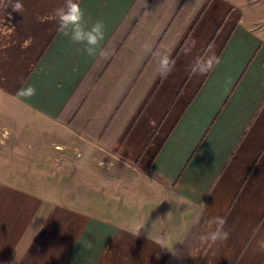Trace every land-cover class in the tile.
Instances as JSON below:
<instances>
[{
  "label": "crops",
  "instance_id": "obj_1",
  "mask_svg": "<svg viewBox=\"0 0 264 264\" xmlns=\"http://www.w3.org/2000/svg\"><path fill=\"white\" fill-rule=\"evenodd\" d=\"M17 2L0 0V94L149 187L107 214L0 180V264H264V29L244 3L78 0L105 25L89 57L57 30L64 0ZM213 52L219 63L194 75Z\"/></svg>",
  "mask_w": 264,
  "mask_h": 264
},
{
  "label": "rangeland",
  "instance_id": "obj_2",
  "mask_svg": "<svg viewBox=\"0 0 264 264\" xmlns=\"http://www.w3.org/2000/svg\"><path fill=\"white\" fill-rule=\"evenodd\" d=\"M240 1L246 7L248 21L264 29V0ZM0 180L33 188L47 197L75 199L78 205L107 214H113V210L126 213L128 205L142 201V188L149 187L115 156L95 147L85 154L77 136L35 116L3 94Z\"/></svg>",
  "mask_w": 264,
  "mask_h": 264
},
{
  "label": "clouds",
  "instance_id": "obj_3",
  "mask_svg": "<svg viewBox=\"0 0 264 264\" xmlns=\"http://www.w3.org/2000/svg\"><path fill=\"white\" fill-rule=\"evenodd\" d=\"M13 11L22 13L23 5L18 2L14 4ZM52 18L57 23V30L65 37L69 38L72 44L80 46L78 51L89 57H96L103 49L105 41V25L102 21L91 22L86 16V12L80 6L78 0H64L62 7L56 8L52 14ZM196 41L193 40L190 45L185 47L184 55H190L195 47ZM158 74L162 78H167L175 70V61L171 59L169 54L162 53L158 56ZM219 63V59L213 52L202 59H198L192 68L195 70L194 75L205 76L210 73ZM21 96L31 98L36 95V88L28 86L19 90ZM218 223L222 226L223 219H218ZM230 233L222 231L213 234L212 238L226 242ZM258 251L264 252V243H260Z\"/></svg>",
  "mask_w": 264,
  "mask_h": 264
}]
</instances>
